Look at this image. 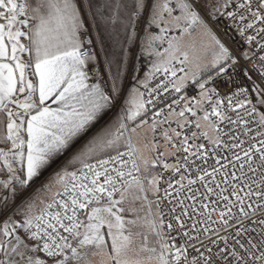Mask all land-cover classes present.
Here are the masks:
<instances>
[{
	"label": "snow or ice",
	"instance_id": "snow-or-ice-1",
	"mask_svg": "<svg viewBox=\"0 0 264 264\" xmlns=\"http://www.w3.org/2000/svg\"><path fill=\"white\" fill-rule=\"evenodd\" d=\"M99 254L264 264V0H0V264Z\"/></svg>",
	"mask_w": 264,
	"mask_h": 264
},
{
	"label": "rangeland",
	"instance_id": "rangeland-1",
	"mask_svg": "<svg viewBox=\"0 0 264 264\" xmlns=\"http://www.w3.org/2000/svg\"><path fill=\"white\" fill-rule=\"evenodd\" d=\"M102 70H103V68H102ZM134 142L136 143L137 147L141 150V152H142L145 156H148V155H149L147 149L144 148V142H143L142 139H140L139 137H134ZM130 206H132V205H130V204H125V207H126V208H128V207H130ZM135 206H136V207H139V204L137 203ZM125 215L128 216V215H130V213L125 212ZM135 230H138V229H134V231H135ZM97 256H98V258H100V260L107 259V261H108L107 256H105V255H103V254H99V255H95V256H93L94 259H95ZM109 264H110V262H109Z\"/></svg>",
	"mask_w": 264,
	"mask_h": 264
},
{
	"label": "crops",
	"instance_id": "crops-1",
	"mask_svg": "<svg viewBox=\"0 0 264 264\" xmlns=\"http://www.w3.org/2000/svg\"><path fill=\"white\" fill-rule=\"evenodd\" d=\"M93 39L95 42V38H93ZM95 45H96V50H97V57H98V59H100L99 45L96 42H95ZM101 66L103 68L102 63H101ZM53 107H55V105H53ZM90 261H91V264H109V261H107V259L100 260V258H98V256L95 259L93 256H91Z\"/></svg>",
	"mask_w": 264,
	"mask_h": 264
},
{
	"label": "built area",
	"instance_id": "built-area-1",
	"mask_svg": "<svg viewBox=\"0 0 264 264\" xmlns=\"http://www.w3.org/2000/svg\"><path fill=\"white\" fill-rule=\"evenodd\" d=\"M93 47L96 49V45H95V42H94V44H93ZM97 51V50H96ZM86 53H83L82 52V55H85ZM141 64H142V66L143 67H147V60H145V59H141ZM100 68H101V72H103V70H102V66L100 65Z\"/></svg>",
	"mask_w": 264,
	"mask_h": 264
}]
</instances>
